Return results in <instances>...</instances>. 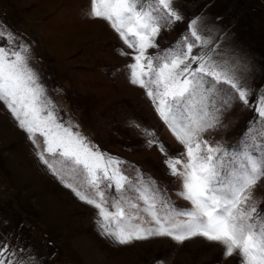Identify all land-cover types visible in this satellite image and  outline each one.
<instances>
[{"label": "rangeland", "instance_id": "rangeland-1", "mask_svg": "<svg viewBox=\"0 0 264 264\" xmlns=\"http://www.w3.org/2000/svg\"><path fill=\"white\" fill-rule=\"evenodd\" d=\"M173 7L183 19L162 27L156 38L159 49H149V54L168 48L199 17L202 35L211 40L209 47L218 58L231 62L242 82L256 92L264 88V0H173ZM90 8L91 0H0V27L6 30L0 46L18 48L25 43L30 66L60 121L73 125V131L100 151L124 161L120 167L130 179L139 170L166 190L177 208H190V202L176 195L180 178L169 174L165 154L149 145L144 129L154 131L153 139L164 145L168 156L184 148L145 89L129 82L126 65L133 62V49L107 21L90 18ZM8 31L19 38L10 45ZM254 115L236 102L223 113L222 126L203 138L230 147ZM36 140L42 150L43 137L37 134ZM106 195H114V189H106ZM252 195L264 210V178ZM134 202L143 207L142 201ZM98 220V210L81 201L41 162L28 133L0 102V238L25 246L40 264L239 262L238 255L225 258L221 244L201 237L182 244L157 237L120 245L103 234Z\"/></svg>", "mask_w": 264, "mask_h": 264}, {"label": "snow or ice", "instance_id": "snow-or-ice-1", "mask_svg": "<svg viewBox=\"0 0 264 264\" xmlns=\"http://www.w3.org/2000/svg\"><path fill=\"white\" fill-rule=\"evenodd\" d=\"M88 15L107 21L133 49V62L126 65L129 82L145 89L184 151L168 156L164 145L153 139L154 131L144 129V135L165 154L169 174L181 180L176 195L191 207L177 208L166 190L139 170L130 179L120 167L124 161L61 122L30 66L27 45L0 46V102L28 133L41 162L98 210L103 234L120 245L157 237L182 244L201 237L221 244L225 258L238 255V264H264V210L252 195L264 178V88L256 92L242 82L231 62L218 58L209 47L211 40L202 35L199 17L168 48L149 54V49H159L156 38L162 27L183 19L173 0H91ZM5 31L0 27V40ZM18 39L7 32L9 45ZM236 102L255 114L238 142L226 148L204 139L205 133L222 126L223 113ZM37 134L43 137L42 150ZM106 189H114V195H106ZM0 264L40 262L25 246L0 238Z\"/></svg>", "mask_w": 264, "mask_h": 264}]
</instances>
